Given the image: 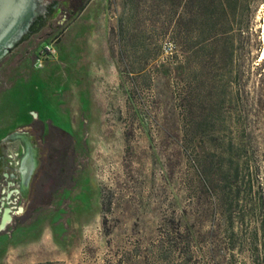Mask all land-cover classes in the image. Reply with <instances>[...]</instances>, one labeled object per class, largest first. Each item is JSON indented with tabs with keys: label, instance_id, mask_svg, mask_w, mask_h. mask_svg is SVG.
Wrapping results in <instances>:
<instances>
[{
	"label": "rangeland",
	"instance_id": "1",
	"mask_svg": "<svg viewBox=\"0 0 264 264\" xmlns=\"http://www.w3.org/2000/svg\"><path fill=\"white\" fill-rule=\"evenodd\" d=\"M54 2L41 29L0 60V138L27 131L45 158V134L63 129L74 166L68 154L63 164L74 169L43 180L0 230V264H185L183 214L201 232L215 214L214 186L200 193L190 181L195 165L206 153L216 167L230 148L236 245L220 264H251L254 246L264 264V84L255 68L264 0L239 7L234 53L228 29L214 53L202 52L199 21L182 0L40 1ZM50 41L55 52L35 66ZM5 151L16 167L19 141Z\"/></svg>",
	"mask_w": 264,
	"mask_h": 264
},
{
	"label": "trees",
	"instance_id": "2",
	"mask_svg": "<svg viewBox=\"0 0 264 264\" xmlns=\"http://www.w3.org/2000/svg\"><path fill=\"white\" fill-rule=\"evenodd\" d=\"M184 6L189 9V14L195 16L199 21V37L202 40L201 50L202 52H213L218 49L219 39L216 38L217 33L220 30L228 29L227 33L230 34V49L234 53L236 50L233 40L236 35H240L242 26L238 23L237 12L239 7L246 4L247 7L262 2L263 0H182ZM83 6V5H81ZM190 17V16H189ZM231 53V54H232ZM259 72L261 82L264 84V58L255 65ZM235 83L236 80H235ZM43 131V127L41 128ZM65 138L68 141H65ZM45 143L48 145L47 155L43 158V164L40 165L37 171L36 177L39 179L35 183V196L38 193L41 182L45 179L54 180L57 176L62 174H70L74 169V162L72 155L66 153L67 148L71 149L70 135L63 129L57 127H50L44 136ZM66 144V149L63 150L62 146ZM66 154L71 161L72 169L64 166L63 161L67 158ZM230 148L218 156L219 161L216 167L207 163L205 159L207 154L203 153L200 160L197 161L194 169L195 176L190 179L191 182L196 181L200 193L203 189L214 186L215 202L214 211L212 216V224L210 228L204 232L194 230V223L191 221L193 214L185 212L183 215V222H181V255L184 256L185 264H199L193 263L195 251H201L205 254L204 264H220L221 252L229 250L234 247V234L232 231V217L226 212L227 205H229V196L227 194V185L231 180L238 178L239 164L237 156ZM239 194V190H236V195ZM202 216V215H201ZM240 221H243V216L239 217ZM191 221V222H190ZM223 221V223H222ZM198 233V234H197ZM256 234L251 233L249 241L251 244L256 242ZM193 243L195 246H193ZM194 248H193V247ZM240 247V243L238 244ZM237 246V247H238ZM257 246L251 248L249 255L251 264H261ZM242 250H240L239 253ZM196 259V258H195ZM192 261V262H191Z\"/></svg>",
	"mask_w": 264,
	"mask_h": 264
},
{
	"label": "flooded vegetation",
	"instance_id": "3",
	"mask_svg": "<svg viewBox=\"0 0 264 264\" xmlns=\"http://www.w3.org/2000/svg\"><path fill=\"white\" fill-rule=\"evenodd\" d=\"M40 1L36 3L33 14L28 20V24L23 26V32L21 33L19 39L13 44L12 47L9 48L8 52L0 60H2L6 55L10 54L20 43L28 40L32 35L37 33L41 29L46 17L51 14L52 9L56 8L57 2H54L48 6L47 4L42 5ZM66 4H68V2H66ZM9 135L0 138V222L4 216L6 207L10 208L9 214L11 215L10 220L2 229L7 227V225L12 221L14 215L25 210V201H31L35 196V183L39 179L36 177V174L40 165L43 164L41 151L33 141L34 135H30L27 132V137L29 138L31 146L36 149V165L30 177L27 188L23 189L19 173V162L23 154V146L20 138L9 137ZM15 140L19 141V145L21 147V151L15 153V156H17L16 168L10 166V155L5 151V147L8 146L11 141Z\"/></svg>",
	"mask_w": 264,
	"mask_h": 264
},
{
	"label": "water",
	"instance_id": "4",
	"mask_svg": "<svg viewBox=\"0 0 264 264\" xmlns=\"http://www.w3.org/2000/svg\"><path fill=\"white\" fill-rule=\"evenodd\" d=\"M40 0H0V59L9 48L19 39L23 26L28 24L36 3ZM9 137L20 138L23 154L19 162V173L23 189L27 188L30 177L36 165V149L31 146L26 131L12 132ZM9 207H6L1 223L7 220L0 229L10 220Z\"/></svg>",
	"mask_w": 264,
	"mask_h": 264
},
{
	"label": "built area",
	"instance_id": "5",
	"mask_svg": "<svg viewBox=\"0 0 264 264\" xmlns=\"http://www.w3.org/2000/svg\"><path fill=\"white\" fill-rule=\"evenodd\" d=\"M54 52L55 50H54V45L52 41L44 43L42 47L36 53L34 65L37 67H41L43 65V62L47 59V57H49ZM16 165H17V162H16Z\"/></svg>",
	"mask_w": 264,
	"mask_h": 264
},
{
	"label": "bare ground",
	"instance_id": "6",
	"mask_svg": "<svg viewBox=\"0 0 264 264\" xmlns=\"http://www.w3.org/2000/svg\"><path fill=\"white\" fill-rule=\"evenodd\" d=\"M262 8H263V13H262L261 22H260L262 47H261L259 54H258L259 60H262L264 58V3L262 5ZM6 220L7 219L4 218L3 223L0 224V227L3 226V224L5 223Z\"/></svg>",
	"mask_w": 264,
	"mask_h": 264
}]
</instances>
